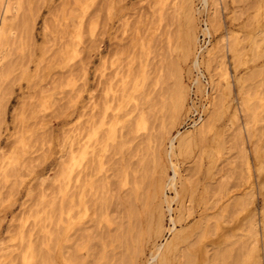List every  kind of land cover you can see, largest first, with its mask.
Listing matches in <instances>:
<instances>
[{
	"label": "rangeland",
	"instance_id": "374dc122",
	"mask_svg": "<svg viewBox=\"0 0 264 264\" xmlns=\"http://www.w3.org/2000/svg\"><path fill=\"white\" fill-rule=\"evenodd\" d=\"M9 1L13 8L7 16L13 17L8 24V38L0 53V58H4L3 62L0 59V264H8L12 260L16 261L13 264H21L20 258L27 252L26 246L29 240L32 241L34 248L40 246L39 249L43 250L45 246L40 239L43 237V224L47 225L48 229L55 227L52 229L61 232L58 239L52 240V246L49 242L47 244V240L45 241L51 247L53 264H63L62 258L69 255L67 258L71 259L70 254L72 259L77 256L82 257L83 259L80 260L77 257L79 261L83 260L81 264L85 261V264H159L151 259L155 245L159 246L170 240L172 233L168 230L175 232L182 228L190 232L176 249L168 252L169 264H191L192 260V264H228L236 259L237 263L241 260L242 262L239 263L242 264L243 261L253 260L247 256V252L248 255L250 254L248 249L250 250L252 243L258 244L257 252L261 260L259 261L264 264V238L260 231L261 222L264 221L262 214L264 189L255 169L258 162L253 155L255 146L256 149L258 147L264 152V44L262 43L264 0H209L205 9L201 0ZM7 2L8 0H0V18L3 15L2 8ZM18 3L22 8H18L20 7ZM161 6L165 10L163 23L159 21V13H157V9ZM183 6L186 10L189 8V13L193 15L194 30L198 38L192 48L195 50L187 56L183 55L179 47L182 35L188 27L183 18L186 11ZM77 8L79 9L77 13L83 12L79 30L76 25L77 20L71 19L69 14L71 9L73 13L78 10ZM214 12L218 14L214 15ZM210 14L214 17L211 18ZM123 18L128 19L124 34L120 29ZM217 20L221 23L220 27ZM21 23L29 27H22ZM205 28H209V33L203 31ZM231 31L238 33L242 39L237 47L239 55L236 57H233L228 49L232 38L229 37ZM130 38L134 40L127 44ZM118 43L126 46V54L122 56L123 59L125 57L123 63L127 64V60L133 57L136 65L133 63L132 73L137 79L135 82H138L137 88L127 92V95L131 93L132 99H124L123 102L112 99L106 80L111 72L110 54L114 52L115 44ZM128 47L129 50L126 49ZM131 48L136 51L133 49L131 51ZM194 55L197 56V65H200H196L198 68L193 64ZM219 62L226 63L224 65L228 71L230 90L227 97L223 94L222 82L217 84ZM142 69L146 76L144 87L141 85ZM242 95L247 98L248 109L241 104ZM180 96H183V105L181 110L177 111L173 104ZM109 97V103H106ZM101 103L110 106L107 113L111 114H108L107 124L102 128L104 130L106 127L104 140L109 133V124L113 127V137L108 140L109 146L105 147L108 148V152L105 150L102 154L101 168L96 167L97 170L99 169L98 177L102 179V182L98 180L96 185L101 188L99 187V191L96 186L98 192L96 190L93 196L95 207L93 204L88 216L80 220L75 214L76 217L71 216L72 220L70 218L69 222H63V227L71 225L67 231L68 240L65 241L59 218L53 216L51 220H45L47 214H51L49 213L51 210L46 207L50 208L49 203H53L58 208L64 190L66 196H71H68L69 199L64 205L74 199L72 193L76 168L72 165V155L77 128L81 123L85 124L88 115L91 117L96 113L94 112L96 105L95 111L98 110L96 114L102 113L106 106L104 105L102 110ZM234 107L237 110V121L232 123L230 111ZM200 117L208 124L203 133L191 135L183 144H178L175 139L172 142L173 151L171 154L167 153L171 149L170 139L175 137L178 131L190 130L193 121H197ZM247 120L251 122L249 132L244 129ZM239 128L241 135L238 132ZM242 151L246 153L250 162L254 181L252 189L255 200L249 205L247 212L241 209L239 203L240 198L243 196L241 201L244 202L246 200L244 194L250 192L248 183L245 182L246 166L241 155ZM174 170L175 188L166 186L163 189V196L160 195L162 193L157 191L158 173L161 172L165 178H171ZM124 171L128 173L127 180L128 176L132 179L129 184H124ZM11 172L16 176L11 175ZM18 173H21L20 176ZM134 180L139 181L144 188L137 190V195L133 191ZM184 184L189 189L183 200L181 195L175 196V189L180 190ZM193 184L196 191L191 196L189 190H192ZM128 193L131 195H127ZM53 195L54 199H52ZM164 198L170 200L172 211L168 212L167 203L161 202ZM102 200L104 203L100 204ZM34 203L37 206L32 205ZM184 203L187 206L191 205L192 209L189 211L193 213L188 217L186 225L180 222L181 224H177L176 228H172L169 219L177 218ZM159 204L164 212L161 234L145 228L143 221L147 210ZM237 205L238 207H235ZM39 206L44 207L40 210ZM31 208L34 209L33 213L30 212ZM102 209L103 211L99 212ZM127 209H132L142 221L141 227L139 226L137 230L132 228L133 223L130 224L135 219L128 218ZM56 212L57 210L53 213L57 215ZM252 214L257 232L254 238L249 234H252V231L248 232V218L252 217ZM29 219L30 222L34 219L33 224L32 222L28 224ZM196 219L201 220L198 227L193 226V223L198 222ZM214 220L220 223V229L217 231ZM25 224H28V227L25 226L28 231L31 229L26 237L23 236L28 232L24 228ZM77 224L81 231L75 227ZM206 224L211 227L205 230L207 236L203 235ZM81 226L83 229L80 228ZM23 228L26 233L24 231L22 233ZM35 232L38 235H35ZM18 235L19 238L25 237L27 241L25 238V240L17 239ZM40 235V238L35 239V236ZM37 239L40 241L36 242ZM248 242L251 244L249 245ZM12 244H16V248ZM60 244L65 245V248L63 246L65 250L73 248L72 252L77 254L74 256L71 249L64 252L63 248L61 254ZM4 246L6 250L3 249ZM9 246L13 252L7 251ZM91 246L94 250L90 248ZM95 247H98L97 251ZM198 247L199 250L196 251ZM182 250L185 253H182ZM38 251L36 249V252ZM218 252L223 254L224 258L220 256L222 260L219 255L216 257ZM94 253L98 257H95ZM187 255L191 258L186 257ZM216 258L217 260L219 258V261H215Z\"/></svg>",
	"mask_w": 264,
	"mask_h": 264
},
{
	"label": "bare ground",
	"instance_id": "6f19581e",
	"mask_svg": "<svg viewBox=\"0 0 264 264\" xmlns=\"http://www.w3.org/2000/svg\"><path fill=\"white\" fill-rule=\"evenodd\" d=\"M2 1V0H1ZM7 1V0H6ZM12 1H15V0H12ZM122 1V0H121ZM167 1V0H166ZM202 1V3H203V9H205V7H206V4H208V2H209V0H201ZM18 2V1H17ZM16 2V3H17ZM70 2V1H69ZM115 2H117V0L115 1ZM114 2V3H115ZM159 2V1H158ZM6 3V2H5ZM16 3H15V5H16ZM160 3H161V1H160ZM167 3V2H166ZM4 4V3H3ZM20 3H18V6H20V7H18V8H22L21 7V5H19ZM24 4V3H23ZM162 5H163V2L161 3ZM12 3L8 0V2H7V4H6V6H5V4H4V6L5 7H3L2 9H3V15L1 16V18H0V53L2 52L1 51V49H2V47L4 46V42H5V40H6V38H8L7 37V30H8V24H9V22H11V19H12V17L10 18H8V16H7V14L8 13H10L12 10ZM65 5V4H64ZM166 5V4H165ZM187 5V4H186ZM14 6V5H13ZM23 6V5H22ZM60 6V5H59ZM158 6V5H157ZM167 6V5H166ZM70 7V6H69ZM68 7V8H69ZM76 7V6H75ZM180 7V6H179ZM184 7V9H185V6H183ZM187 7H189V6H187ZM166 8V7H165ZM65 9H67V8H65ZM70 9V8H69ZM68 9V10H69ZM78 9V8H77ZM77 9H75V10H77ZM167 9V8H166ZM186 10V9H185ZM184 10V11H185ZM189 8L184 12V14H183V18H184V20H185V24H187L186 25V30L184 31V34L182 35V41H180L181 42V45L179 46L180 47V50H181V52L183 53V55H185V56H187V54H189L191 51H193V50H195V48L194 49H192L193 48V46L194 45H196V43H197V40H198V38H197V35L195 34L196 33V31L194 30V26H195V22H194V18H193V15L192 14H190L189 13ZM212 10V9H211ZM14 11H15V9H14ZM71 11H73L72 9H71ZM71 11H69V14L71 15L70 16V18L71 19H73V18H75L76 20H77V29L79 30V28L81 27V25H82V13L80 12V13H77V12H79V9L77 10V11H74V12H76V13H72ZM117 11V10H116ZM195 10H193V12H194ZM197 11V10H196ZM71 12V13H70ZM118 12V11H117ZM153 12H154V10H153ZM181 12H182V9H181ZM191 12H192V10H191ZM200 12V10H198V13ZM157 13H159L158 14V19H159V21L160 22H162V20H164V16H165V10L163 9V6H161L159 9H157ZM216 12H214V15H217V14H215ZM181 14V13H180ZM212 14H213V12H212ZM0 15H1V13H0ZM53 15V14H52ZM211 15V14H210ZM214 15L212 16L211 15V18H213L214 17ZM10 16V15H9ZM111 16H112V13H111ZM124 16H126V15H124ZM69 17V16H68ZM171 17V16H170ZM172 18H173V16H172ZM182 18V19H183ZM70 19V20H71ZM121 19V18H120ZM216 19H217V17H216ZM196 20V19H195ZM67 21V20H66ZM69 21V20H68ZM72 21V20H71ZM25 22H26V20H25ZM24 22V23H25ZM127 22H128V19L127 18H123V20L121 21V24H120V29H121V33L122 34H124L125 33V28H126V26H127ZM217 23H218V25H219V27L221 26V23L219 22V20H217L216 21ZM23 23V24H24ZM163 23V22H162ZM26 24V23H25ZM25 24H24V26H25ZM28 24H31V23H28ZM184 24V23H183ZM213 24V23H212ZM15 26H17V25H15ZM21 26L22 27H24L23 25H22V23H21ZM31 26V25H30ZM119 26V25H118ZM13 27V26H12ZM12 27H11V29H12ZM27 27H29V26H27ZM26 26H25V28H27ZM46 27V26H45ZM181 27H182V25H181ZM218 27V28H219ZM24 28V29H25ZM31 28V27H30ZM47 28V27H46ZM119 28V27H118ZM180 28V27H179ZM23 29V30H24ZM127 29V28H126ZM215 29V28H214ZM13 30V29H12ZM118 30V29H117ZM197 30V29H196ZM209 28H205L203 31L205 32V33H209ZM179 31H180V29H179ZM10 32V31H9ZM24 32H25V30H24ZM31 32V31H30ZM58 32V31H57ZM136 32V31H135ZM134 32V33H135ZM23 33V32H22ZM116 33V32H115ZM133 33V34H134ZM168 33V32H167ZM183 33V32H182ZM76 33H74V36L76 37V38H78V35H75ZM176 34H178V33H176ZM117 35V34H116ZM137 35V34H136ZM181 35V34H180ZM230 35L231 36H229L230 38H231V40L229 41V47H228V49H229V51H230V53L232 54V56L233 57H236V56H238L239 54H238V51H237V47L239 46V44H240V42H241V37L238 35V33H235L234 31H231L230 32ZM262 35V34H261ZM66 36H68V34L66 35ZM15 37V36H14ZM113 37V36H112ZM114 37H115V35H114ZM170 37L171 36H169V38L168 39H170ZM132 38V37H131ZM130 38V42L128 41V43L127 44H129V43H131V42H133V40ZM134 38V37H133ZM181 38V37H180ZM117 39V38H116ZM139 39V38H138ZM142 39V38H141ZM251 39V38H250ZM47 40V39H46ZM123 40V39H122ZM132 40V41H131ZM263 40V44H264V39H262ZM138 41V40H137ZM135 42V41H134ZM139 42V41H138ZM138 42H136V43H138ZM255 42V41H254ZM7 43V42H6ZM55 43H56V41H55ZM74 43V42H73ZM140 43V42H139ZM138 43V44H139ZM252 43H253V40H252ZM256 43V42H255ZM134 44V43H133ZM132 44V45H133ZM142 44V43H141ZM140 44V45H141ZM250 44H251V42H250ZM62 45V44H61ZM8 46V45H7ZM115 48L113 49L114 50V52H112L110 55H111V58H110V66H111V72H110V74H108L109 75V78L108 79H106V80H108V87H109V90L111 91V94H112V99L114 100V99H117V101H121V102H123V100L125 99V100H127V99H132V98H130L131 97V93H128V95H127V92L129 91L130 92V90L131 91H133L135 88H137V81L135 82V76H133V74L134 73H132V70L134 69V67H133V63L136 65V63H135V61L133 62V57L131 56V58H130V60H129V62H128V60H127V64H126V62L125 63H123V61H124V59H125V57H124V59L122 58V56H123V54L125 55L126 53H125V45L124 44H121V43H118V44H115ZM133 47H135V44L133 45ZM8 48V47H7ZM139 48V47H138ZM137 48V49H138ZM205 48V47H204ZM127 50H129L130 48L128 47V48H126ZM132 49L134 50V48H131V51H132ZM241 49V48H240ZM244 49V48H243ZM243 49H242V51H243ZM263 49H264V46H263ZM4 50H5V48H4ZM9 50H10V48H9ZM44 50V49H43ZM127 50H126V52H127ZM207 50V49H206ZM248 50H249V48H248ZM130 51V52H131ZM134 51H136V50H134ZM251 51V50H250ZM260 51H261V49H260ZM240 52V51H239ZM245 52V51H244ZM129 53V52H128ZM192 53V52H191ZM199 53H201V52H199ZM208 53V52H207ZM242 53V52H241ZM128 55V54H127ZM2 56V55H1ZM107 56V55H106ZM134 56H135V53H134ZM241 56V55H240ZM4 57V56H3ZM2 57V58H3ZM7 57V56H6ZM127 57V56H126ZM129 57H130V55H129ZM109 58V57H108ZM108 58H107V60H108ZM128 58V57H127ZM1 59V58H0ZM209 59V58H208ZM2 60H4V58L3 59H1V61ZM43 60V59H42ZM105 60V59H104ZM134 60H136L135 58H134ZM141 60V59H140ZM200 61V60H199ZM203 61V60H202ZM212 61V60H211ZM224 61V60H223ZM3 62V61H2ZM106 62H108V61H106ZM105 62V63H106ZM104 63V64H105ZM193 64L196 66L197 64H198V60H197V56L196 55H194V58H193ZM199 64H201V63H199ZM224 64H226V63H224V62H219L218 63V66H220L219 68H218V70H219V74H218V78H217V81H218V83L217 84H221V82H222V87H223V94L227 97V95H228V92H229V87H230V83H229V76H228V71H227V68H226V65H224ZM18 66V65H17ZM197 66H200V65H197ZM196 66V67H197ZM108 67V66H107ZM103 68V67H102ZM137 68V67H136ZM198 68V67H197ZM22 69V68H21ZM83 69V68H82ZM101 69V68H100ZM105 69V68H104ZM79 70V69H78ZM217 70V69H216ZM215 70V71H216ZM1 71H3V70H1ZM104 71V70H103ZM136 71V70H135ZM4 73V72H3ZM6 73V72H5ZM72 73V72H71ZM73 73H74V71H73ZM102 73V72H101ZM141 79H142V84L141 85H143V87H144V82H145V80H146V76H145V71H144V69H142L141 70ZM107 74V73H106ZM105 74V75H106ZM1 75V74H0ZM4 75V74H3ZM135 75V74H134ZM73 76H75L76 77V75H73ZM104 76V75H103ZM107 76V75H106ZM105 76V77H106ZM138 76V75H137ZM136 76V77H137ZM81 77V76H80ZM108 77V76H107ZM9 78V77H8ZM77 78H79V77H77ZM104 78V77H103ZM79 80V79H78ZM105 80V81H106ZM137 80V79H136ZM82 82V81H81ZM104 82V81H103ZM216 84V83H215ZM216 84V85H217ZM103 85V84H102ZM104 85H106L105 83H104ZM131 86L133 87V88H131ZM213 86H214V84H213ZM107 87V86H106ZM105 87V90L107 89ZM142 87V88H143ZM31 88V87H30ZM29 88V89H30ZM33 88V87H32ZM102 88H103V86H102ZM45 91H47V90H45ZM182 91H184V88L182 89ZM81 92V91H80ZM108 92V91H107ZM73 93V92H72ZM75 93V92H74ZM76 93H77V91H76ZM43 94V93H42ZM78 94V93H77ZM110 94V93H109ZM148 95V94H147ZM244 95V94H243ZM242 95V97H241V104L242 105H244L245 107H246V109H248L247 107H248V104H247V98L245 97V96H243ZM7 96V95H6ZM33 96H34V94H33ZM75 96V95H74ZM110 96V95H109ZM128 97V98H125V97ZM224 96V97H225ZM29 97V96H28ZM108 97V96H107ZM183 97V96H182ZM181 96L180 97H177V99H176V101H175V104H173L172 106L177 110V111H179V110H181V108H182V105H183V98H182ZM102 98H104V96L102 97ZM109 99H110V97L108 98V100H106V103H109ZM149 99V98H148ZM71 100V99H70ZM103 99H101V101H102ZM184 100H185V98H184ZM2 101V100H1ZM74 102V101H73ZM106 103H101V104H103L102 105V110H103V106L105 105L106 106ZM113 103V102H112ZM111 103V104H112ZM172 103H174V102H172ZM93 104V103H92ZM95 104V103H94ZM97 104V103H96ZM100 104V105H101ZM114 104V103H113ZM225 104V103H224ZM227 104V103H226ZM100 105H99V107H100ZM104 106V107H105ZM98 107V108H99ZM229 107V106H228ZM86 108V107H85ZM96 108H97V105H96ZM96 108H95V110H96ZM110 108V106L108 105V106H106L105 108H104V110L103 111H101V112H99V113H101V114H96L97 112H98V110L97 111H95L94 110V112H96V113H93L92 114V112H91V114H92V116L90 117L89 115H88V119H87V121H85L84 123L85 124H83V123H81L80 125H78V128H77V132H76V138H75V148H74V151H73V155H72V162H73V164L72 165H74L75 167L74 168H76V171L75 170H73V171H75V175H74V190H73V196H74V199H71L70 201H69V203L67 204V205H64L65 204V202H66V200H68L69 198H68V196H66L65 195V190L63 191L64 193H63V196H62V199H61V201H60V204H59V206H58V208H57V206L55 207L54 206V204L52 203H49L50 204V206H49V204H48V206L51 208H48V207H46V205H44L48 210H51V211H49V213H51V214H47L46 212V214L48 215H46L45 216V214L42 212V211H39V213L40 212H42L43 214H44V216L46 217L45 218V220L47 219V220H51L52 218H53V216H57V218H59V221H61V223H62V225H61V227H59V228H61V230L63 231V233H62V235H63V239L65 240V241H67L68 240V235H67V231L71 228V225L70 224H68L67 225V227H63V222L65 223V221L66 222H69V219L71 218V216L73 215L74 217H76V215H78V217H79V219L81 220V218L82 217H86V216H88V214L90 213V210H91V207L93 206V204H94V201H93V196H95V192H96V190H97V192H98V189L97 188H99L98 187V185H96V183H97V181L98 180H101L100 182H102V179H101V177H98V170L96 169V167L98 166L99 168H101V158H102V154H103V152L105 151V150H107V152H108V148L107 149H105V147L106 146H109V143H108V140H110V139H112V133H113V127L111 126V124H109V126H108V135H107V137L105 138V140L103 139V135L106 133H104V130H106V127H105V129L103 130L102 128H103V126L104 125H106L107 124V122H106V118L108 117V114L109 113H107L108 112V109ZM112 108H114V106H112ZM92 110H93V108H92ZM177 111H175V112H177ZM251 112V111H250ZM86 113H87V111H86ZM130 113V112H129ZM173 113V112H172ZM179 113V112H178ZM83 114H85L84 112H83ZM96 114V115H95ZM113 114H115V113H113ZM251 114H254V113H251ZM109 115H111V114H109ZM82 116V115H81ZM84 116V115H83ZM1 117V116H0ZM79 117H80V115H79ZM112 117H113V115H112ZM111 117V118H112ZM125 117V116H124ZM120 118V117H119ZM230 118H231V122L232 123H235L236 121H237V110H236V108L234 107V109H232L231 111H230ZM1 119V118H0ZM22 120H24V119H22ZM252 120V119H251ZM250 120V121H251ZM127 122H129V121H127ZM41 123V122H40ZM80 123V122H79ZM249 123H251V122H249L248 120L244 123V129L247 131V132H249L250 131V125L251 124H249ZM206 125H208L206 122H205V120L202 118V117H200L197 121H193V124L191 125V129L190 130H184V131H178L177 132V134H176V136L175 137H173V138H171L170 139V147H171V149H170V151L169 152H167V153H170L171 154V152L173 151V144H172V142L175 140V139H177V141H178V144H183L184 142H187L188 140H187V138L189 139V137L191 136V135H193V134H196V133H203V130L205 129V127H206ZM240 127V126H239ZM209 129V128H208ZM240 129L241 128H239L238 129V132H239V134L241 135V131H240ZM15 130V129H14ZM15 132V131H14ZM18 132H19V130H18ZM17 132V133H18ZM24 133V132H23ZM247 134V133H246ZM122 136V135H121ZM120 136V137H121ZM241 138V137H240ZM119 139V138H118ZM18 140V139H17ZM187 140V141H186ZM241 140H242V138H241ZM115 142V141H114ZM120 142H121V140H120ZM31 143H32V141H31ZM116 143V142H115ZM119 143V142H118ZM69 144V143H68ZM104 144H105V146H104ZM114 144V143H113ZM116 145V144H115ZM118 145V144H117ZM29 146V145H28ZM71 146V145H70ZM181 146V145H180ZM31 147V146H30ZM23 149V148H22ZM242 149H243V147H242ZM257 149H258V147H257ZM256 149V146H255V148H254V150H253V152H254V156H255V160L258 162V166H257V168H255L256 169V172H257V175H258V178L261 180V187L264 189V152H262V150H257ZM260 149H262V148H260ZM71 150H72V148H71ZM72 152V151H71ZM242 158L244 159V162H245V166H246V181L245 182H247L248 183V187L250 188L249 189V191L250 192H248L247 194L245 193L244 195H246L245 196V198L244 199H246L244 202H243V200L241 201V199H243V196H242V198H240V201H239V203L241 204V206H242V208L241 209H243V211L244 212H247L248 211V207H249V205H251L253 202H254V200H255V198H254V194H253V183H254V181H253V173H252V169H251V167H250V162L248 161V158H247V156H246V153L244 152V151H242ZM64 162V161H63ZM71 162V163H72ZM65 163V162H64ZM20 166V165H19ZM22 166V165H21ZM26 166V165H25ZM69 166V165H68ZM70 167V166H69ZM27 168V167H26ZM15 169V168H14ZM68 169V168H67ZM11 170H12V168H11ZM16 170V169H15ZM27 170V169H26ZM70 170V169H69ZM68 170V171H69ZM10 171V170H9ZM13 171V170H12ZM15 172H17V170L15 171ZM12 173V172H11ZM68 173V172H67ZM19 174V173H18ZM21 174V173H20ZM20 174L18 175V176H20ZM127 174L128 173H126L125 171H124V184H126V183H128L129 184V182H130V180H132V179H129V176H128V180H127ZM159 175H158V178H157V186H158V190L157 191H160V193H162V194H160V195H162L163 196V189H164V187H166V186H171L172 188H175V183H174V178H175V174H176V172H175V170H174V173H173V176L171 177V178H165L164 177V175H162V173L160 172V173H158ZM11 175H13V176H16V175H14L13 173L11 174ZM64 175V174H63ZM7 176L8 175H6V178H7ZM11 177V176H10ZM65 177V176H64ZM64 177H63V179H64ZM136 177V176H135ZM100 178V179H99ZM14 179V178H13ZM135 179V178H134ZM99 182V181H98ZM142 183V182H141ZM17 184V183H16ZM98 184V183H97ZM99 185H103V184H99ZM60 187H61V185H59ZM70 186V185H69ZM96 186H97V188H96ZM154 186V185H153ZM30 187V186H29ZM131 187V186H130ZM134 193L136 194L137 193V190H141L142 188H143V186H141L140 185V183H139V181L138 182H136V180H134ZM142 187V188H141ZM31 188V187H30ZM49 188V187H48ZM52 188V187H51ZM101 188V187H100ZM100 188H99V191H100ZM103 188V187H102ZM61 189H62V187H61ZM144 189V188H143ZM189 189V188H188ZM188 189H187V187H186V184H184L182 187H181V189L180 190H176L175 189V196L176 197H178V196H182V198H183V200H184V198H185V194L186 193H188L187 191H188ZM58 190H59V188H58ZM72 190V189H71ZM131 190V189H130ZM70 191V190H69ZM129 191V190H128ZM195 191H196V187H195V184H193V187H192V190H189V192H191V196H193V194L195 193ZM264 191V190H263ZM39 192V191H38ZM41 192H43V191H41ZM51 192V191H50ZM57 192V191H56ZM61 192V191H60ZM141 192H143V191H141ZM158 193V192H157ZM39 194V193H38ZM37 194V195H38ZM70 194V193H69ZM131 195V193H128L127 195ZM139 194V193H138ZM145 194V193H144ZM143 193H142V195H144ZM40 195V194H39ZM42 195V194H41ZM45 195H46V193H45ZM98 195H99V193H98ZM137 195V194H136ZM141 195V194H140ZM56 196V195H55ZM39 197H41V196H39ZM46 197V196H45ZM48 197V196H47ZM69 197H71V196H69ZM99 197V196H98ZM129 197H132V196H129ZM128 197V198H129ZM165 197V196H164ZM240 197V196H239ZM100 198V197H99ZM127 198V200L129 201V199H131V198H129L128 199ZM142 198V197H141ZM153 198V197H152ZM27 199V198H26ZM40 199V198H39ZM44 199V198H43ZM52 199H54V195H53V197H52ZM58 198H56V200H57ZM101 199H103V198H101ZM28 200V199H27ZM27 200H25V202L27 201ZM33 200V199H32ZM142 200H143V198H142ZM174 200V199H173ZM52 201V200H51ZM54 201V200H53ZM52 201V202H53ZM30 202V201H29ZM68 202V201H67ZM130 202V201H129ZM161 202H165V203H167V211L168 212H170V211H172V208L170 207V200H168L167 198H164ZM46 204H47V202H45ZM45 203H43V204H45ZM104 202H103V200H102V202L100 203V204H103ZM127 203V202H126ZM186 203V202H185ZM183 204L182 205V207L180 208V211H179V214H178V216H177V218H173V217H170V219H169V221H171V224H172V228H176V226H177V224H179L180 222H184L185 223V225H186V221H187V219H188V217H190L191 215H192V213L193 212H190L189 210L190 209H192L190 206H187L186 204ZM235 203H237L236 201H235ZM238 203V204H239ZM21 204V203H20ZM32 205H35V203L34 204H32ZM132 205V204H131ZM161 205H162V203H161ZM161 205L159 204V205H157V206H154V207H151V208H149L148 210H147V212L144 214V224H145V228H147V229H153V231L155 230L156 231V233H158V234H161L162 232H163V222H164V212H163V210H162V207H161ZM35 206H37V204L35 205ZM43 206V207H44ZM101 206V205H100ZM130 206V205H129ZM128 206V208H131V207H129ZM24 207V206H23ZM30 207H32L31 205H30ZM41 206H39L38 207V209L40 208ZM42 207V208H43ZM94 207H95V204H94ZM235 207H238V205L237 206H235ZM28 208V207H27ZM34 209L36 208V207H33ZM42 208H40V210L42 209ZM101 208H103V207H101ZM100 208V209H101ZM135 208V207H134ZM142 208V207H141ZM26 209V208H25ZM32 209V208H31ZM30 209V212L31 213H33L32 211L34 210V209H32L31 210ZM94 209H96V208H94ZM93 209V210H94ZM57 210V212H58V214L57 215H55L53 212H55ZM128 210V218L131 220V219H135V221L133 222H131L130 224L132 225V223H133V226H132V228L133 229H136L137 230V228H139V226L142 224V221L138 218V216H137V214H135V212L131 209V210H129V209H127ZM28 211V210H27ZM36 211H38L37 209H36ZM95 211V210H94ZM100 211H103V209L102 210H99V212ZM242 211V210H241ZM29 212V211H28ZM56 212V213H57ZM21 212L19 211V214H20ZM39 213H37L36 212V214H38L39 215ZM95 213V212H94ZM102 213V212H101ZM99 214V213H97V214H99V215H102V214ZM122 213V212H121ZM137 213V212H136ZM143 213V212H142ZM52 214H54V215H52ZM76 214V215H75ZM96 214V213H95ZM95 214H94V216H95ZM262 214H263V216H264V206H263V209H262ZM17 215V214H16ZM22 215H23V213H22ZM24 215H25V213H24ZM33 215V214H32ZM42 215V214H41ZM98 215V216H99ZM15 216V215H14ZM36 216V215H35ZM72 216V217H73ZM38 217V216H37ZM41 217V216H40ZM96 217V216H95ZM95 217H94V219H95ZM13 218V217H12ZM21 218V217H20ZM22 218H24V217H22ZM29 218V217H28ZM33 218V217H32ZM39 218V217H38ZM201 218V217H200ZM37 219V218H36ZM35 219V220H36ZM92 219V217L90 218V220ZM93 219V220H94ZM121 219V218H120ZM249 220H248V226H249V229H248V232H250V231H252V234L251 233H249L250 235H252V236H250V237H256V235H257V232H256V229H255V222H254V215L252 214V217L251 216H249V218H248ZM11 220V219H10ZM27 220V219H26ZM34 220V219H33ZM33 220L31 221L32 222V224H33ZM64 220V221H63ZM71 220H72V218H71ZM90 220H88L89 222H90ZM197 220V219H196ZM200 220V219H199ZM199 220H197L196 222H197V224H195V223H193L194 225L193 226H197L198 227V225L200 224V221ZM262 220H263V218H262ZM13 221V220H12ZM15 221H16V219H15ZM29 221V222H28ZM27 222H28V224L29 223H31L30 222V219L28 220ZM53 221V220H52ZM94 221H96V220H94ZM122 221V220H121ZM216 221V222H215ZM123 222V221H122ZM18 223H19V221H18ZM23 223H24V219H23ZM37 222H35V224H36ZM48 223V222H47ZM53 223V222H52ZM82 223V222H81ZM87 223V222H86ZM96 223V222H95ZM206 223H207V221H206ZM214 223H215V228H216V231L217 230H219L220 229V223L217 221V220H214ZM223 223V222H222ZM262 224H261V228H260V231H261V235H262V237L264 238V221H262L261 222ZM20 224V223H19ZM28 224H25L24 225V228L25 229H27V225ZM35 224H34V226H35ZM39 224V223H38ZM181 224V223H180ZM15 225V224H14ZM17 225V224H16ZM15 225V226H16ZM22 225V224H21ZM37 225V224H36ZM56 224H54V226H55ZM81 225V224H80ZM86 225V224H85ZM93 225V224H92ZM202 225V224H201ZM209 224H206L205 225V228L203 229L204 230V234L203 235H206L207 234V232L205 233V230L207 231V228L208 227H210V225L208 226ZM25 226H27V227H25ZM31 226V225H30ZM29 226V227H30ZM41 226H42V224H41ZM51 226H53V225H51ZM83 226H84V224H83ZM83 226H81L80 228H82ZM93 226H95V225H93ZM120 226V225H119ZM247 226V227H248ZM18 227V226H17ZM19 227H20V229H21V226L19 225ZM18 227V228H19ZM48 226L47 225H44L43 224V237H41V235L40 236H35V239L37 238V237H41L40 239H41V242H42V244H43V246H45L44 248H43V250L42 249H39L40 248V246H39V248H34V246H33V243L31 244V240H29V243L27 244V246H26V250H27V252L22 256V258H20L21 259V264H53V262H52V257H51V255H50V252H51V247L50 246H52L51 245V242H52V240L54 239H58L59 238V234L61 233V232H59V231H55V229L53 230L52 228H55V227H52L51 229H48L47 228ZM75 227H77L78 228V224L77 225H75ZM87 227H89V226H87ZM141 227V226H140ZM23 228V230H22V233H24L25 232V229ZM31 228H32V226H31ZM35 228H37L36 226H35ZM34 228V229H35ZM100 228V227H99ZM131 228V227H130ZM211 228V227H210ZM79 229V228H78ZM83 229V228H82ZM121 229V228H120ZM188 229V228H187ZM191 229V228H190ZM9 230V229H8ZM13 230V229H12ZM14 230H16V229H14ZM31 229H29V231H30ZM36 230V229H35ZM84 230H86V228L84 229ZM84 230H83V232H84ZM201 230V229H200ZM250 230V231H249ZM17 232H21V230H16ZM16 231H15V233H16ZM24 231V232H23ZM27 231H28V229H27ZM26 231V232H27ZM29 231L27 232V234H24L23 236H25L26 237V235H28V233H29ZM38 231V230H37ZM77 231V230H76ZM79 231H81V229H79ZM89 231V230H88ZM93 231V230H92ZM129 231V230H128ZM131 231H132V229H131ZM170 233H172V236H171V238H170V240L169 241H167L166 243H163V244H161V245H159V246H156L155 245V249H154V251H152L153 253H152V255H151V259L153 260V261H157L159 264H169V259H170V257H169V259H168V252H171L173 249H176V247L181 243V242H183L186 238H187V236H188V234H189V232H190V230L188 231V230H186L185 228H182L181 230H178V231H175V232H171L170 230H168ZM9 232V231H8ZM19 232V233H20ZM25 232V233H26ZM145 232V231H144ZM150 232H151V230H150ZM212 232V231H211ZM19 233H17V234H19ZM82 233V232H81ZM80 233V234H81ZM106 233V232H105ZM8 234V233H7ZM74 234H76V233H74ZM83 235L85 234V233H82ZM110 234V233H109ZM13 235V234H12ZM35 235H38V233L36 234V232H35ZM89 235H91V234H89ZM107 235V234H106ZM211 235V234H210ZM224 235V234H223ZM237 235V234H236ZM19 236L20 235H18V238L17 239H21V238H23V237H20L19 238ZM33 237H34V235H32ZM81 236V235H80ZM147 236V235H146ZM207 236V235H206ZM225 236V235H224ZM234 236V235H233ZM7 237H9L8 235H7ZM24 237V238H25ZM32 237V238H33ZM54 237V238H53ZM72 237V236H71ZM75 236H73V238H74ZM84 237V236H83ZM90 237V236H89ZM149 237V236H148ZM200 237H201V235H200ZM250 237H249V239H250ZM23 238V239H24ZM43 238V239H42ZM72 238V239H73ZM78 238V237H77ZM147 238V237H146ZM225 238V237H224ZM262 238V239H263ZM22 239V242H24V240L26 239H24L23 240ZM62 239V240H63ZM75 239H76V237H75ZM202 239V238H201ZM223 239V238H222ZM233 239V238H232ZM256 239V238H255ZM11 240V239H10ZM33 240V239H32ZM39 239H37L36 240V242L38 241ZM47 240V244H49L50 243V246H48L47 244H46V241ZM74 240V239H73ZM78 240V239H77ZM93 240V239H92ZM254 240V239H253ZM3 241V240H2ZM26 241H27V239H26ZM34 241V240H33ZM40 241V240H39ZM38 241V242H39ZM65 241L63 242V243H65ZM80 241H81V239H80ZM83 241H85L84 239H83ZM91 241V240H90ZM94 241V240H93ZM249 241V240H248ZM17 242H18V240H17ZM16 242V243H17ZM19 242H20V240H19ZM22 242H20V244L22 243ZM49 242V243H48ZM74 242V241H73ZM251 242V241H250ZM6 243H7V241H6ZM26 243V242H25ZM25 243H23V245L25 244ZM84 243V242H83ZM82 243V244H83ZM241 243V242H240ZM249 243V242H248ZM252 243V242H251ZM251 243H249V245L251 244ZM2 244V243H1ZM38 244V243H37ZM62 244V243H61ZM60 244V245H61ZM91 244V243H90ZM89 244V245H90ZM19 245V244H18ZM38 245H40V244H38ZM94 245H95V243H94ZM94 245H93V248H94ZM130 245V244H129ZM242 245V244H241ZM258 244H255V243H252L251 244V247H250V250L248 249V251H250L249 253V255H248V252H247V256H248V258H253V260H251L250 259V261H248L247 260V262H244L243 261V263L242 264H248L249 262H255L256 264H261V260L259 259V256H258V250H257V246ZM12 246H14V248H16L15 246H16V244H12ZM11 246V247H12ZM22 246V245H21ZM62 247H61V249L60 250H62V248H63V246H64V248H65V245H61ZM72 246V245H71ZM77 246V245H76ZM36 247V246H35ZM88 247V246H87ZM189 247V246H188ZM2 248V247H1ZM5 248V246L3 247V249ZM18 248V247H17ZM23 249L25 248L24 246L22 247ZM42 248V247H41ZM63 248V250H64V252H66V250H69V249H71V252L74 250L73 248H69V249H64ZM68 248V247H67ZM74 248H76L75 246H74ZM90 248H92V246L90 247ZM90 248H87L88 250L90 249ZM92 248V249H93ZM98 248V247H97ZM97 248L95 247V249H96V251H97ZM194 248V247H193ZM227 248V247H226ZM2 249V250H3ZM19 249V248H18ZM36 249L37 250H39L38 252H36ZM73 249V250H72ZM184 249V248H183ZM246 249V248H245ZM1 250V249H0ZM5 250H6V248H5ZM8 250H10V251H12V248L10 249V246L8 247V249H7V251ZM15 250V249H14ZM17 250V249H16ZM22 250V249H21ZM20 250V251H21ZM63 250H62V252H61V254L63 253ZM87 250V251H88ZM94 250V249H93ZM137 250V249H136ZM197 250H199V247L198 248H196V251ZM19 251V252H20ZM23 251V250H22ZM76 251V250H75ZM92 251V250H91ZM91 251H89V252H91ZM108 251V250H107ZM107 251H105L106 253H107ZM128 251V250H127ZM183 251V250H182ZM13 252V251H12ZM221 252V251H220ZM225 252V251H224ZM21 254L20 255H22V252H20ZM73 254H74V256H75V254H77V253H74V252H72ZM98 253V252H97ZM182 253H185L184 251L182 252ZM69 254H70V252H69ZM90 254V253H89ZM105 254V253H104ZM204 254H206V252H204ZM225 254V253H224ZM15 255V254H14ZM13 255V256H14ZM71 255V259L70 258H67L68 256H64L63 258H62V263L63 264H81L80 262L81 261H83V260H81V261H79L80 259H83L82 257L81 258H79L78 256V258H79V260L77 259V257L76 258H74V259H72V254H70ZM91 255V254H90ZM183 255V254H182ZM181 255V257H183ZM185 255V254H184ZM219 255V257L221 256V257H223V254H219V252H218V254L216 253V257ZM227 255H228V253H227ZM3 256H4V254H3ZM16 256V255H15ZM80 256V255H79ZM94 256H95V253H94ZM97 256V255H96ZM95 256V257H96ZM105 256H107V254H105ZM170 256V255H169ZM250 256V257H249ZM16 257H18V255L16 256ZM16 257H15V259L14 260H16ZM20 257V256H19ZM18 257V258H19ZM98 257V256H97ZM123 257V256H122ZM126 257V256H125ZM186 257H190L189 255H187ZM220 257V258H221ZM226 257V256H225ZM0 258H1V253H0ZM13 258V257H12ZM17 258V259H18ZM94 258V257H93ZM124 258V257H123ZM179 258V257H178ZM177 258V259H178ZM191 258V257H190ZM189 258V259H190ZM224 258V257H223ZM95 259H97V258H95ZM107 259V258H106ZM105 259V260H106ZM122 259V258H121ZM182 259V258H181ZM186 259H188V258H186ZM245 259H247V257H245ZM9 260H12L11 258H9ZM76 260H78V261H76ZM98 260V259H97ZM124 260H127V259H124ZM217 260V258L215 259V261ZM220 260H222V258L220 259ZM237 260V259H236ZM236 260H232V261H230L228 264H238L237 263V261ZM260 260V261H259ZM77 262V263H74V262ZM188 261V260H187ZM217 261H219V258H218V260ZM226 261H227V259H226ZM13 262L15 263L16 261H13L12 260V262L10 261L9 263L10 264H13ZM52 262V263H51ZM88 262V261H87ZM90 262V261H89ZM122 262H123V260H122ZM121 262V263H122ZM152 262V261H151ZM242 262V261H241ZM240 262V263H241ZM251 262V263H252ZM2 263V262H1ZM5 263V262H4ZM8 263V264H9ZM85 263H86V261H85ZM84 263V264H85ZM184 263H186V262H184ZM192 263H193V260H192ZM191 263V264H192ZM239 263V264H240ZM251 263H249V264H251ZM255 263H252V264H255ZM123 264V263H122ZM188 264V263H187ZM213 264V263H212ZM225 264V263H224Z\"/></svg>",
	"mask_w": 264,
	"mask_h": 264
}]
</instances>
